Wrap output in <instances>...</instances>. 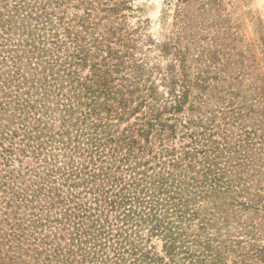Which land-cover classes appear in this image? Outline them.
I'll return each mask as SVG.
<instances>
[{
	"label": "trees",
	"instance_id": "trees-1",
	"mask_svg": "<svg viewBox=\"0 0 264 264\" xmlns=\"http://www.w3.org/2000/svg\"><path fill=\"white\" fill-rule=\"evenodd\" d=\"M191 1L0 0V264H264V66Z\"/></svg>",
	"mask_w": 264,
	"mask_h": 264
},
{
	"label": "rangeland",
	"instance_id": "rangeland-1",
	"mask_svg": "<svg viewBox=\"0 0 264 264\" xmlns=\"http://www.w3.org/2000/svg\"><path fill=\"white\" fill-rule=\"evenodd\" d=\"M203 7L200 0H192L185 10L183 17V43L187 44L191 52L207 47L209 33L217 26L226 32L227 38L222 39L225 44L233 46L234 50L242 48V64L249 63V53L252 52L258 66H264V0H222L220 5ZM159 6L150 14L153 20L150 31L155 33L158 24L155 22ZM229 48V47H227ZM231 50V49H229ZM235 53V52H234ZM240 56H235V59ZM260 76L264 68L260 67ZM264 79V76L261 78Z\"/></svg>",
	"mask_w": 264,
	"mask_h": 264
}]
</instances>
